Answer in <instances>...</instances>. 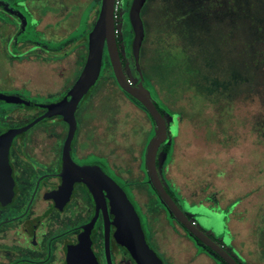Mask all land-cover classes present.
Here are the masks:
<instances>
[{
    "label": "rangeland",
    "instance_id": "obj_1",
    "mask_svg": "<svg viewBox=\"0 0 264 264\" xmlns=\"http://www.w3.org/2000/svg\"><path fill=\"white\" fill-rule=\"evenodd\" d=\"M132 1L121 0L117 37L130 80L144 87L127 58ZM98 6L97 0H0V92L38 103L65 96L85 65L84 39ZM141 15L146 34L137 73L180 120L168 134L169 150L161 144L158 152L165 185L239 262L264 264V0H146ZM105 67L80 106L109 109L118 180L150 213L162 203L151 196L144 165L155 125ZM40 109L0 100V132L28 124ZM163 233L167 239L150 241L165 264L219 262L191 232L183 239Z\"/></svg>",
    "mask_w": 264,
    "mask_h": 264
},
{
    "label": "flooded vegetation",
    "instance_id": "obj_2",
    "mask_svg": "<svg viewBox=\"0 0 264 264\" xmlns=\"http://www.w3.org/2000/svg\"><path fill=\"white\" fill-rule=\"evenodd\" d=\"M122 61L123 66L126 65L123 58ZM141 88L157 103L149 90ZM45 111L41 108L38 116ZM160 111L166 118L168 134L175 122L180 126L178 118L175 119L174 115L164 110ZM75 116L77 129L70 147L73 161L80 166L101 169L125 190L118 180L121 174L111 162L109 152V109L79 104ZM49 118L46 126L38 127L30 135L27 136L25 132L21 137L17 135L10 147L16 193L11 201H0V264H76L72 253L85 234L90 235L92 255L98 264H137L120 241L115 207L104 187L105 199L99 203L87 183L78 179L66 195L60 196L66 182H70L63 161L69 126L63 114L51 115ZM95 139L100 140L95 142V146L91 145ZM110 169H113L114 174L110 173ZM173 182L176 186V181ZM163 183L165 185L164 180ZM165 187L186 212L185 206ZM127 194L140 216L147 240L153 249L150 239H167L164 230H172L182 239L185 235L189 236L159 194L162 203L159 209L150 213L146 206L136 203L137 199ZM151 196H154L153 191ZM147 203L149 206L150 201ZM176 224L184 231L180 232Z\"/></svg>",
    "mask_w": 264,
    "mask_h": 264
},
{
    "label": "water",
    "instance_id": "obj_3",
    "mask_svg": "<svg viewBox=\"0 0 264 264\" xmlns=\"http://www.w3.org/2000/svg\"><path fill=\"white\" fill-rule=\"evenodd\" d=\"M115 1L101 0L100 13L88 36V54L85 65L75 84L65 96L53 102L38 103L26 100L18 95L0 92V100L2 101L18 102L28 107L46 109L44 113L28 124L17 128H8L0 134V201L9 202L16 193L13 167L10 161V147L14 138L51 115L63 114L69 126L63 148L64 171L70 182H66L60 196L66 195L68 189L73 188V182L78 179L87 183L97 203H99L105 199L102 190V187H104L108 191V197L115 207L120 241L128 249L136 263L165 264L162 257L149 244L140 216L127 192L101 169L95 166H80L73 161L70 154L71 143L77 129L76 109L84 96L90 93L98 81L104 63L105 51H107L117 83L126 93L143 105L156 125L154 137L150 141L145 155V166L151 185L175 218L193 236L223 258L227 264H241L224 245L216 242L195 221L190 219L163 183L157 165V158L161 144L166 142L168 138L167 121L149 93L133 84L125 73L117 37ZM145 2L146 0H133L130 9V21L134 33L133 47L137 58L140 56V50L146 34L145 24L141 15ZM106 237L108 245L109 233ZM72 254L76 264H98L92 255L89 234L84 235L80 245Z\"/></svg>",
    "mask_w": 264,
    "mask_h": 264
},
{
    "label": "trees",
    "instance_id": "obj_4",
    "mask_svg": "<svg viewBox=\"0 0 264 264\" xmlns=\"http://www.w3.org/2000/svg\"><path fill=\"white\" fill-rule=\"evenodd\" d=\"M97 1H99L100 2V4H101V0H97ZM99 13H100V6H98V8H97V10H96V18L98 17V15H99ZM92 28L93 27H91V29L89 30V32L92 30ZM88 32V33H89ZM84 40H86L87 42H88V34H87V37H85V39ZM73 41V40H72ZM71 40L69 41V42H72ZM80 42H82V41H80ZM79 42V43H80ZM79 43H77L76 45H75V47H77L78 45H80ZM118 43H119V41H118ZM121 52V51H120ZM127 54H128V63H129V69H131V72H132V75L137 79V81H139L143 86H144V88L145 89H147V90H149V92H151L152 93V95L154 96V98L156 99V101H157V106H158V108L160 109V110H164V111H166L165 113H169L167 110H166V107L163 105L164 103L162 102V100L159 98V96H158V92L154 89V86L153 85H150V84H148L147 82L145 83V81H144V79H142V77H141V75L139 76L138 75V71H137V66H139L140 65V56H139V58H137L136 56H135V53H134V47H133V40H132V46L130 47V48H128V50H127ZM86 55H87V52H86ZM85 62V61H84ZM104 62H105V65H106V67H110L111 68V71H112V73H113V70H112V66H111V62H110V59H109V56H108V53H107V51H105V55H104ZM104 64V63H103ZM106 67H105V69H106ZM125 68H127V66L124 64V69ZM125 72L127 73V71L125 70ZM113 75H114V73H113ZM127 76H128V78H129V75H128V73H127ZM114 78H115V76H114ZM140 78V79H139ZM133 82V81H132ZM134 83V82H133ZM135 84V83H134ZM94 88V87H93ZM92 88V89H93ZM92 91V90H91ZM91 91H90V93H91ZM89 93V94H90ZM89 94H87L86 96H84V98L82 99V100H84L86 97H88L89 96ZM128 94V93H127ZM129 95V94H128ZM129 96H131V95H129ZM134 100H135V102H139V101H137L135 98H134ZM149 114V113H148ZM169 114H171V113H169ZM171 115H173V114H171ZM149 116H150V119L153 121V123H154V120H153V118L151 117V115L149 114ZM154 132V134H155V130L153 131ZM154 137V136H153ZM163 145L165 146V149L167 150H169V146H168V143L167 142H164L163 143ZM162 146V145H161ZM161 148V147H160ZM145 165V164H144ZM157 165H159V161H158V158H157ZM146 169V168H145ZM146 173H147V171H146ZM147 177H148V174H147ZM148 180H149V177H148ZM149 182V181H148ZM149 184L151 185V183L149 182ZM151 188L153 189V191H154V193L155 194H158L157 193V191L152 187V185H151ZM184 228H185V231H187L189 234H190V231L184 226ZM196 240H198V239H196ZM200 243H202L200 240H198ZM203 244V243H202ZM204 245V244H203ZM204 246H206V245H204ZM208 249H210L208 246H206ZM211 251H213L212 249H210ZM213 253L217 256V258L219 259V262L217 261V264H227L225 261H224V259L223 258H221L218 254H216L214 251H213ZM242 264V263H241Z\"/></svg>",
    "mask_w": 264,
    "mask_h": 264
},
{
    "label": "built area",
    "instance_id": "obj_5",
    "mask_svg": "<svg viewBox=\"0 0 264 264\" xmlns=\"http://www.w3.org/2000/svg\"><path fill=\"white\" fill-rule=\"evenodd\" d=\"M120 3H121V0L115 1V16H116V18H117V11L119 9Z\"/></svg>",
    "mask_w": 264,
    "mask_h": 264
}]
</instances>
